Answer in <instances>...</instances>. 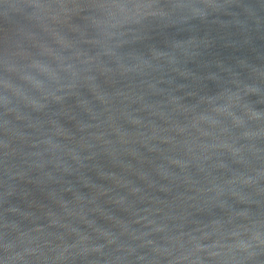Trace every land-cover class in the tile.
Masks as SVG:
<instances>
[{"label": "water", "instance_id": "1", "mask_svg": "<svg viewBox=\"0 0 264 264\" xmlns=\"http://www.w3.org/2000/svg\"><path fill=\"white\" fill-rule=\"evenodd\" d=\"M0 264H264V0H0Z\"/></svg>", "mask_w": 264, "mask_h": 264}]
</instances>
